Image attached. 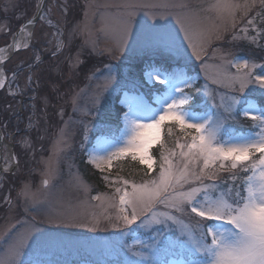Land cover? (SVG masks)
Here are the masks:
<instances>
[{"label": "rangeland", "instance_id": "374dc122", "mask_svg": "<svg viewBox=\"0 0 264 264\" xmlns=\"http://www.w3.org/2000/svg\"><path fill=\"white\" fill-rule=\"evenodd\" d=\"M123 2L47 0L43 19L32 27L25 43L2 67L4 86L0 92V119L5 122L2 125L0 120V130L6 129L3 133L7 144L0 142V150L3 168L9 172L0 175V257L17 234L31 226L39 229L35 235L50 237L52 241L44 246L31 244L25 249L22 264H150L151 261L179 264L181 261L203 259L200 254H192L175 245L157 246L153 243L161 228L163 235L175 240L180 224L161 226L145 221L138 225L140 232L130 234L137 228L130 226L125 229L123 222L117 219L119 202L115 189L122 186L119 181L127 179L140 184L157 178L160 153L155 156L153 149L160 148L158 144L151 148L155 158L153 170L146 166L147 172L140 176L103 177L108 187L103 191H92L88 176L82 169L84 157L95 167L89 162L90 154L98 153L100 147L124 146L127 138L122 136L121 116L127 108L123 101L139 97L152 107L159 106L168 93V86L149 77V73L155 70L162 73L161 78L163 73L172 74L180 87H184V79L195 82L193 89H184L193 97L184 107L197 117L222 112V108L217 109L213 104V98L218 105L221 96L225 97V103L232 96L241 98L240 108L247 107L243 101L261 106L257 98L264 96V92L258 86L254 85L240 94L212 81L221 79L226 68L225 59L231 58L227 56L229 52L248 59L250 54H244L236 45L264 44V18L256 16L258 8L245 18L237 14L236 27L229 25L223 39L206 40L202 58L197 59L184 40V30L195 39L213 26L222 28L216 14L208 10L215 0H132L138 4H167L168 7L140 9L137 19L142 27L121 50L120 34L110 22L119 11L115 5ZM37 3L38 0H0V53L11 41L15 30L34 13ZM150 13L165 14V18L154 22ZM253 18V24L249 25L247 20ZM152 25L155 26L150 27ZM241 28L245 31L241 32ZM228 31L232 32L229 34ZM233 33L237 36L235 40L232 39ZM161 34H170L177 43H182V54L177 55L159 45L157 37ZM58 45L61 51H57ZM77 55L83 63L72 68ZM142 59L144 61L138 64ZM155 59L169 63L159 64ZM106 65L111 66L116 83L104 93L100 109L93 116L85 117L81 111L73 110V99L77 98V108H90L91 98L101 91L98 85L104 83L107 75ZM95 69H100L105 75L96 73L93 78ZM140 69L142 80L134 73ZM229 71L236 73L234 67ZM246 119L249 122H245ZM246 119L239 116L235 122L230 120L225 125L227 133L249 135L256 131L252 120ZM81 121L88 124L87 139ZM170 126H173L175 138L172 142L166 140L169 142L166 146L173 149L177 140L183 143L185 138L183 133H177L180 131L178 126ZM14 130L20 132L9 140L8 134ZM11 150L18 154L17 167L12 171L9 170L13 164ZM182 163L178 155L174 157V170ZM190 167L193 173L199 172L196 165ZM211 171L208 170L209 173ZM248 174L245 173L243 180L233 181L230 172L217 170L212 179L205 177L203 183L214 185L208 192L209 196L215 198L223 193L226 198H232L236 182L243 189L244 177ZM46 175L50 183L44 187L42 180ZM25 185L30 190L27 196L21 194ZM184 187H199V182L185 184ZM97 196L99 200L95 199ZM159 211L167 209L160 206ZM174 215L184 224H195L197 220L194 214ZM50 220L57 222L50 223ZM190 247L186 245V248Z\"/></svg>", "mask_w": 264, "mask_h": 264}, {"label": "snow or ice", "instance_id": "6c2138e0", "mask_svg": "<svg viewBox=\"0 0 264 264\" xmlns=\"http://www.w3.org/2000/svg\"><path fill=\"white\" fill-rule=\"evenodd\" d=\"M115 7L119 11L110 24L114 25L119 32L120 48L123 50L127 47L128 41L142 27L137 19L139 10L168 7V5L138 4L132 0H124ZM257 8L259 11L256 12V16L264 18V0H215L208 6V10L216 14L215 18L222 22L223 27L213 26L195 39L185 29L184 40L188 42L192 54L197 59H201L206 40L223 39L229 25L232 28L236 27L237 14L245 18ZM149 15L154 22L165 18V14L150 13ZM40 19L43 17L41 16ZM254 19H248L247 23L252 25ZM35 23L36 17L27 21V25ZM240 31L244 32L245 29L241 28ZM232 39H237L235 33ZM157 43L174 51L177 55L182 54V43H177L170 34L159 35ZM61 50L62 48L58 45L57 51ZM227 56L231 58L225 59L226 68L221 79H214L213 83L222 84L240 94L254 85L264 92V64H257L251 58L237 57L231 52ZM81 63L83 61L77 55L73 59L72 68L78 67ZM233 67L236 69L234 74L229 71ZM105 68L107 75L104 83L98 85L101 91L91 98L90 108L88 110L77 108V98H74V111H81L83 116L90 117L100 109L104 101V93L116 83L111 66L106 65ZM257 68L261 71L257 72ZM96 73L105 75L100 69H95L93 78L96 77ZM161 75L159 70L149 73L150 78L159 81L161 85L168 86V93L159 102L158 107H152L139 97L123 101L127 108L121 116L122 136L127 138L124 146L114 144L109 147H100L98 153L89 156V162L100 171L106 168L110 170L113 161L129 156L133 162H139L146 165L149 170H153L155 158L151 154V148L157 144L161 148L157 178L140 184L127 179L119 181L122 186L115 189L119 202L117 219L126 227L136 224L138 220L141 224L148 221L161 226L180 224L179 235L175 240L163 235L161 228L153 241L157 246L175 245L203 257L200 261H181L179 264H264V107L243 101L247 103V107L240 108L241 98L232 96L225 103V97L221 96L220 103L217 105L213 98V104L217 109L222 108V112L197 117L184 107L193 99L191 92H186L184 89H193L195 82L184 79L182 81L184 87H180L172 74L163 73V78ZM3 86L2 77H0V87ZM239 116L250 118L253 127L257 130L249 135L228 134L225 125L230 120L235 122ZM81 123L84 125V137L87 139L88 124L84 121ZM166 124L178 126L185 138L183 143L177 140L173 149H168L163 142ZM167 132L171 134V126L167 128ZM225 136L227 138H224ZM177 155L183 163L174 170L173 158ZM201 164L202 167H200ZM191 165H196L199 172L193 173ZM209 169H212L210 173ZM237 169L250 173L244 177L242 191H236L232 198H226L223 193L215 198L208 195L210 188L214 185L204 184L205 177L212 179L217 170H225L232 173L231 178L235 181L238 179L235 171ZM196 182H199V187L185 189V184ZM49 183L50 178L46 175L42 185L47 187ZM29 191L28 186L25 185L21 194L27 196ZM95 199L99 200L100 197L97 196ZM7 202L10 203V201ZM160 206L167 211H159ZM174 213H180L181 216L194 214L198 219L195 224H184ZM212 221L217 223L210 224L209 222ZM59 222L64 223V221ZM37 231L39 229L30 226L24 232L18 233L8 244L4 255L0 257V264H22L25 249L31 244L44 246L52 241L50 237L35 235ZM183 237L187 239H182ZM186 245L191 247L186 248ZM136 254L139 255V253ZM150 264H166V262L151 261Z\"/></svg>", "mask_w": 264, "mask_h": 264}, {"label": "trees", "instance_id": "16d2710c", "mask_svg": "<svg viewBox=\"0 0 264 264\" xmlns=\"http://www.w3.org/2000/svg\"><path fill=\"white\" fill-rule=\"evenodd\" d=\"M262 19V18H261ZM259 24H261V22H259ZM264 38V37H263ZM238 46L241 47V50L244 51L245 53L244 54H250V55H247L248 58H255L259 61H262L264 62V44H259V45H249L247 43H241L240 45H236V47ZM234 49H235V45H233ZM144 60L142 61H139L137 62L138 64H140L141 62H143ZM156 62H158V60L155 59ZM166 63L168 64L169 62H166V61H159L158 63ZM138 64H133L132 66H135V67H139ZM137 77L139 79H143L142 78V70H136L134 72ZM197 97V96H196ZM260 102H261V107H264V96H259L257 98ZM249 122V120H245V122ZM170 127V125L166 124L165 125V130H164V133H163V138L165 140V144H168L166 142V140H169L170 142H172L175 138V134L173 133L174 130H172L171 134L169 135L168 132H167V128ZM173 127V126H171ZM180 133V132H178ZM158 150H161L160 148H157L155 147L153 149V153L157 156L159 154ZM114 174L113 175H121L124 176V177H128V176H131V175H138L140 176L141 173H146L147 172V168L145 165H142L140 164L139 162H133L131 159H126V160H123L121 161V164L120 165H117L114 169ZM242 174L243 172L238 170V172L236 173V175L238 176V178L241 179L242 177ZM237 182H236V191H241L240 190V185H238L237 187ZM223 186L227 187L226 185L223 184Z\"/></svg>", "mask_w": 264, "mask_h": 264}, {"label": "water", "instance_id": "95a60500", "mask_svg": "<svg viewBox=\"0 0 264 264\" xmlns=\"http://www.w3.org/2000/svg\"><path fill=\"white\" fill-rule=\"evenodd\" d=\"M46 0H39V3L37 5V9L36 12L34 13V15L30 18L32 19L33 17H36V22L39 20V18L41 17L42 13H43V9H44V5H45ZM29 20V19H28ZM27 20V21H28ZM27 21L24 22L19 28L18 30L14 33L13 38H12V42L11 44L7 47L9 48V51L7 52V55L3 58L0 59V66H2L4 64L5 61H7L12 54L17 50V47L14 43V40L16 38L17 35H19L21 33V31L23 30V28H25L26 26H29L30 28H32L35 24L33 25H27ZM0 141H3V134L0 130ZM1 167H0V171H1Z\"/></svg>", "mask_w": 264, "mask_h": 264}, {"label": "bare ground", "instance_id": "6f19581e", "mask_svg": "<svg viewBox=\"0 0 264 264\" xmlns=\"http://www.w3.org/2000/svg\"><path fill=\"white\" fill-rule=\"evenodd\" d=\"M29 31H30V27L26 26L25 28H23L21 33L16 36L14 40L16 47H20L21 45L25 43V40L28 38ZM8 51H9V48H3L2 52L0 53L1 55L0 59L2 58V56L6 55ZM0 77H2V80H3L4 76H3V72L1 68H0Z\"/></svg>", "mask_w": 264, "mask_h": 264}]
</instances>
